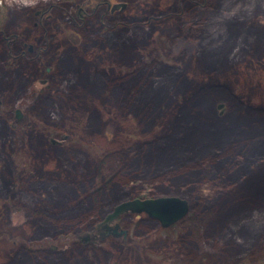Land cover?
<instances>
[{"label": "rangeland", "instance_id": "obj_1", "mask_svg": "<svg viewBox=\"0 0 264 264\" xmlns=\"http://www.w3.org/2000/svg\"><path fill=\"white\" fill-rule=\"evenodd\" d=\"M108 2L128 7L109 12L105 6L94 10L96 4L86 0H0V264H18L42 242L48 243L51 254L71 261L76 256L82 263L88 259L95 264H264V231L254 237L249 230L232 227L244 218L251 227L255 213L264 218V153L253 160L252 169L243 168L236 176L226 172L227 165L226 174H217L203 163L214 153L193 161L187 157L188 162L180 156L182 171L197 174L183 177L182 183L166 179L174 171L170 163L148 166V180L141 178L138 187L149 185L162 193L168 189L173 196L189 193L212 201L206 214L190 215L174 228L151 222V230L137 229L146 216L125 214L118 223L128 230L127 237L112 235L94 240L95 245L83 241L86 235H97V225L113 207L94 220L93 228L69 233L62 241L57 235L36 237L41 213L50 217L89 200L92 189L105 184L116 170L118 156L113 153L130 160L132 147L171 137L189 115L201 112L202 95L215 103L214 116L224 121L231 135L237 122L264 113V0ZM81 8L86 21L73 18ZM42 12L46 17H40ZM232 28L247 39L241 44L232 39V47H226ZM24 43H34L37 51L22 59ZM62 61L70 68L65 77L58 74ZM156 65L183 74L188 86L164 100L152 118L138 116L135 105L123 108L110 99L106 87L120 79L130 81L129 73ZM20 75L26 79L23 90L18 89ZM114 86L119 102L120 90ZM211 87L218 89L206 90ZM17 110L22 112L20 119ZM255 133L264 140V130ZM205 178L213 181L203 186L207 193L201 191ZM181 184L191 186L177 190ZM134 199L129 196L126 201ZM187 200L192 214L195 205ZM199 221L206 228L204 234L203 228L200 231L201 240L194 225ZM227 230H233V236L238 232L246 246L223 239Z\"/></svg>", "mask_w": 264, "mask_h": 264}, {"label": "trees", "instance_id": "obj_2", "mask_svg": "<svg viewBox=\"0 0 264 264\" xmlns=\"http://www.w3.org/2000/svg\"><path fill=\"white\" fill-rule=\"evenodd\" d=\"M2 1L5 2L12 0ZM26 1L28 0H24V2ZM33 1L35 2L36 0ZM86 1L90 2L93 5L106 2V0ZM47 7V5L44 6L46 11H48L47 9H50ZM235 30V28L231 29L230 37H228L225 42L226 47H232L231 43H233L234 40L239 41V43L241 44L244 42V40L247 39L244 34ZM234 47H236V45H233V48ZM217 54L221 55L222 52H217ZM155 64L156 63H153L151 65L154 66ZM153 66L149 67V69L146 71L141 70L137 72L135 70L132 73H129L130 75H133V78L130 81L124 78L120 79V83L114 84L120 90L119 94L121 95L117 96L121 99V101L118 100L119 102L115 100L114 96L116 95V93H114L116 87L114 85L106 87L108 88L109 92L111 91L112 97L110 99L123 108H126L129 103L133 106L135 105L136 109H138V116L152 118L153 115L158 112L159 105L162 104L164 100H166L170 96L173 97L175 94L180 93L181 91H184L186 89L185 86H188L187 79L183 78V74L176 73L177 71L175 72L169 70V68H165L164 66ZM123 82L126 83L123 84ZM208 89L210 91H215V89L218 88H206V90ZM204 90L205 89H203L202 91ZM201 92L198 93L201 94ZM176 97L178 99L180 98L179 96ZM201 102V110H199L201 112L197 113V116L189 115V118L187 119L185 125H183L181 129L176 130V133H174L171 137L166 136L161 139H156L155 141L146 143L141 147L138 146L139 148L137 146L132 147L134 148V155L130 158V160L123 158V156H121L118 152L113 153L111 156H114L116 154L118 156V158L115 160L117 162V166L116 170L112 174H110V178L106 181V183L102 184L98 188H95L94 190L92 189L90 199L84 200L81 204L76 205V207L73 209H67L65 210V212H56L50 217L49 215L41 213V217L39 219L40 226L36 237L39 238L45 236L54 238V236L57 235V237L59 236L57 239L61 238L60 241H62L63 239H67L66 237L71 236V234L69 233L75 234L76 232H78V230L87 231L88 229L93 228L91 226L93 225L94 220H98L102 215L107 213L109 209H112L118 204L126 201L129 196L131 197V199H142L146 197H152V194L155 195V193H159L158 196L170 195L168 193L170 192L168 189H164L163 191L165 193H162L159 191V187L155 188L146 185L144 188H140L137 186L138 183L141 182V178L148 180V178L145 177V172H147L146 168L152 167V165H155V163L163 166H167L169 163L170 165H173V173L171 172V174L166 177V179L169 180V183L175 181L182 183V180L184 179L183 177L189 178L197 175L196 173H191V170L182 171L183 168L182 166H180L181 161L177 159L180 156H184L182 161H187L188 159L193 161L201 157H210L211 153H214V156L212 158H208L203 163L210 164L213 168V172H216L217 174H226V172H228L229 175L233 174L234 176H236V173L238 171H241L243 168L252 169L250 167V164L253 163L254 159L264 153V140H260V136L256 135L255 133L256 129L264 130V113L262 116H252L250 119H247V121L242 120V122H237V124L234 125V133L231 135L228 131L229 129H226L224 121L222 122L219 119H216V116H214L215 113L213 111L214 109L212 110V108L215 107V103L213 105V102H211V100L208 99L206 95H202ZM183 110L184 109L180 110L181 114V111ZM240 111V109L237 110V113ZM160 144H162V148H160ZM230 145H232V150L227 151V147H229ZM146 150L148 151V154L147 152H145ZM111 156L108 155L107 158H110ZM187 157L188 159H186ZM220 158L222 160H219ZM210 159H212L214 164H212ZM123 163H125L124 168L121 167V164ZM226 165L228 167L226 168L229 169L227 171L225 169ZM205 179L206 180L202 182L201 191L207 193L206 189L203 188V186H207L211 182L213 183V181L208 180V178ZM146 180H144L145 184L150 183V181L146 182ZM155 182L156 180L152 183ZM155 185L156 184H154L153 186ZM190 186L191 185H188V187ZM177 187H179L177 188V190L180 191L188 190V187H185V185L183 184ZM216 189H218L217 186ZM129 190L131 191V194L130 192H127ZM205 196L212 197L208 195ZM181 197L192 201L193 205H195L196 212L193 208V213L191 215L196 217H200V215L203 213L206 214V211L210 209V206L212 204V201L202 200L198 197L196 198L194 194L192 195L189 193H185L182 194ZM197 199L200 200V202H198ZM59 201L60 200L57 199L54 204L58 205L60 203ZM197 203L198 205H196ZM206 207L208 209H206ZM35 213L37 216H39L40 214V212L38 211H36ZM131 216L136 217L137 215ZM258 216H260L258 213L253 214V222L249 221L251 227H248L245 218L243 221H241V225L237 223L236 225H232V227L237 231H241V229L249 230L250 232H252L254 237H258L259 234L264 231V218H260L261 216ZM239 218H241V216H239ZM151 222H155L156 224H158L155 220L147 218V221H140L136 228L143 229L145 227H148V230H151V228L149 227V224H151ZM194 225L196 226L197 232L199 233L197 237L201 240L202 234L200 233V231L202 232L203 228L204 234L206 228L205 226H203V222H201L200 226V221L197 225L195 223ZM233 232V230H227V233H225L223 239L227 238L229 242H236L240 246L243 244V246H246V240H244V243L243 241H241L239 233L237 232V235L235 234V236H233ZM216 242H218L220 246H225L223 245V241ZM38 248V250H35L31 254H24V257H21L18 264H66V261L64 260L66 258H63V256L57 255L55 253L51 254L46 250L47 248H49L47 242H42L41 246H39ZM44 250L45 252L43 253ZM21 254L23 255V253ZM74 258V261H71V259H66L68 264H95L93 261H88V259H86L85 263H82L81 258H76V256H74ZM13 263L14 261L10 262L9 264Z\"/></svg>", "mask_w": 264, "mask_h": 264}, {"label": "water", "instance_id": "obj_3", "mask_svg": "<svg viewBox=\"0 0 264 264\" xmlns=\"http://www.w3.org/2000/svg\"><path fill=\"white\" fill-rule=\"evenodd\" d=\"M127 7V3H115L112 5L111 11H124ZM220 108L222 107L220 106ZM17 117L20 119V114L17 115ZM189 210V201L176 196H163L148 199L137 198L134 200L124 201L118 204L114 210L108 214L99 225H97L100 237L97 235H86L82 238V240L95 242L94 240H103L109 235H113L118 238L122 236L127 237L129 233L128 230H123L121 225L118 223V220L125 214L147 215L149 218L158 222L162 228L168 229L171 226L182 222L188 215Z\"/></svg>", "mask_w": 264, "mask_h": 264}, {"label": "flooded vegetation", "instance_id": "obj_4", "mask_svg": "<svg viewBox=\"0 0 264 264\" xmlns=\"http://www.w3.org/2000/svg\"><path fill=\"white\" fill-rule=\"evenodd\" d=\"M101 6H105L106 7V9L109 11V12H112L111 11V8H112V3H110V2H108V0H106V2H103V3H100V4H96V8H94V10H97L99 7H101ZM85 10V9H84ZM42 15L43 16H40V17H46V15L44 14V12H42ZM74 15H76V16H74ZM49 17V16H48ZM73 18L75 19V20H77L78 19V21H79V19L80 20H83V21H86V18H87V13L85 12V11H83L82 10V8L81 9H79L76 13H74L73 14ZM12 37L10 36L9 38H8V40H9V42H11L12 40ZM36 51H37V48H35V44L33 43V45H30V44H28V43H24V46H23V48L22 49H20V56H21V58L22 59H25L26 57H28L32 52V54H35L36 53ZM31 52V53H30ZM42 51H39L38 53L40 54ZM38 53H37V55H36V57L38 58L39 57V55H38ZM19 58V57H18ZM34 58V57H33ZM65 65H66V67H65ZM65 65H63V61H62V63H61V65H60V68L58 69V74L59 75H61L62 77H65V74H66V70H68V69H70L69 67H67L68 65L65 63ZM63 68V69H62ZM50 72V69H47V73H49ZM70 73L68 72V75H69ZM20 81L22 82V84L20 85L21 87H19L18 89H20V90H23V88H24V85H25V83L24 82H26V79H24L21 75H20ZM41 82H44L43 84H45V83H47V81L46 80H41ZM69 86V85H68ZM46 88V87H45ZM53 99V98H52ZM20 114V116L22 117V112L21 111H19V110H17L16 111V117H17V115H19ZM18 118V117H17ZM142 199H148V197H146V198H142ZM131 215V214H130ZM136 216V215H135ZM137 216H140V215H137ZM147 218H149L147 215H145ZM149 219H151V218H149ZM178 224V223H177ZM177 224H175V225H173V226H171L170 228H174V227H176V225ZM170 228H168V229H170ZM96 233H97V235L98 236H100V233L98 232V229H97V227H96ZM112 235H109L108 237H111ZM92 243V245H95V242H91Z\"/></svg>", "mask_w": 264, "mask_h": 264}, {"label": "bare ground", "instance_id": "obj_5", "mask_svg": "<svg viewBox=\"0 0 264 264\" xmlns=\"http://www.w3.org/2000/svg\"><path fill=\"white\" fill-rule=\"evenodd\" d=\"M2 180V178L0 179V181ZM165 196H173V195H165ZM159 197H163V196H159ZM176 197H179V196H176ZM148 198H150V197H148ZM152 198H158L157 196L156 197H152ZM181 198H183V197H181ZM183 199H185V198H183ZM187 200V199H186ZM190 204V203H189ZM191 207H190V210H189V213H188V215L184 218V219H187L190 215H191Z\"/></svg>", "mask_w": 264, "mask_h": 264}, {"label": "clouds", "instance_id": "obj_6", "mask_svg": "<svg viewBox=\"0 0 264 264\" xmlns=\"http://www.w3.org/2000/svg\"><path fill=\"white\" fill-rule=\"evenodd\" d=\"M21 3H24V0H20ZM33 0H28V3H32Z\"/></svg>", "mask_w": 264, "mask_h": 264}]
</instances>
